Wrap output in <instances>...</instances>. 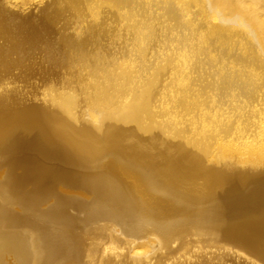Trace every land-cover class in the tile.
Here are the masks:
<instances>
[{
  "label": "bare ground",
  "instance_id": "obj_1",
  "mask_svg": "<svg viewBox=\"0 0 264 264\" xmlns=\"http://www.w3.org/2000/svg\"><path fill=\"white\" fill-rule=\"evenodd\" d=\"M29 1L41 0H0V8L8 18L10 6ZM46 6L40 11L57 22L63 56L50 44L37 51L47 66L62 69L61 80L43 83L41 103H7L9 82L0 76V264H106L99 251L86 250L79 260V239L70 230L96 219L112 220L132 240L146 227L139 222L152 225L154 234L144 230L149 238L132 243L126 264H145L158 238L170 237L180 221L205 222L227 245L264 264L258 248L264 165L221 158L206 164L207 149L181 140L173 155L153 152L159 129L148 125L169 112L218 156L264 161V0H47ZM67 18L69 35L61 28L68 21L58 28ZM57 183L79 186L91 199ZM50 198L49 207L35 211ZM67 205L84 218L67 214Z\"/></svg>",
  "mask_w": 264,
  "mask_h": 264
},
{
  "label": "rangeland",
  "instance_id": "obj_2",
  "mask_svg": "<svg viewBox=\"0 0 264 264\" xmlns=\"http://www.w3.org/2000/svg\"><path fill=\"white\" fill-rule=\"evenodd\" d=\"M41 1H31L32 5L29 4V1L28 5L30 6L26 5V3L24 6L22 5L23 7L18 4L19 8L17 7V5V8L10 6V8H13L16 12H14L13 9V12H11L10 9L11 16L8 18L0 8V76L6 78L9 82V85L7 87V93L9 94L8 98L5 99L7 103H11L13 101H22L26 104L30 102L41 103V101L46 98L42 94L43 83L51 81L54 84H58L62 78V69H60V67L58 66H47L41 60V57L37 51L38 44H50L53 48L56 49L58 56H63V49L61 44H65L63 42L61 43V41L58 39L55 28V25L57 26V22L53 26L44 18L46 13H42L44 11L42 9H45L44 12L50 11V7L48 5L46 6L47 0L42 1V3ZM35 2L37 4H35ZM33 4H35V6ZM40 5H44L49 8L46 10V7L41 6V9L39 8ZM19 9L20 11L22 9V11L20 12ZM40 10H42V12ZM7 14L8 13L6 12V15ZM71 20L72 18L70 19V21ZM60 21L58 22V28L60 24L62 26L63 24H65V22L68 21L66 26L64 25V27H60L62 28L63 33L69 35V33L67 34V32H69L70 29L73 28L69 27V19H62V21ZM63 28H68V31H65L67 29L63 30ZM79 106L76 109V113H78L81 117L79 121L83 122V120L85 119V115H83L82 113V111L85 109L84 103L80 101ZM148 125L154 129H159L158 132L154 131L153 133V152L159 150L160 152L163 151L162 153H166L167 151V154L173 155L176 153L177 142L181 140L194 146L207 149V153L203 160L206 164L212 165L211 163L221 158L222 161L226 163H231L238 166L256 165V167H262L264 165V161L260 163H255V161L239 162L233 157L218 156L217 154L211 152V149L208 147L209 145L204 144L196 136L187 134L178 119H176L169 112L158 113L155 118L148 121ZM141 135L143 137H146L145 134ZM163 147H165L166 149H164ZM3 175L4 167L2 166L0 167V179ZM56 186L57 188L62 189L65 192H69L70 194L82 195L83 197H85L84 199H86V197H88V200L91 199L88 193H86V195L83 194L85 192H83L82 188L79 186H70L62 183H57ZM52 202L53 199L50 198L47 201L40 203L35 211H44V209L49 207ZM2 204L0 203V205ZM10 205L14 209H16L17 207L16 204L12 205L10 203L9 207ZM65 212L69 215L75 216L77 219L84 218V211L75 209L73 205H67L65 207ZM31 213H33V211H23V214ZM140 223L142 226L140 225ZM193 223L194 222L192 221L177 222L170 237H168L166 240L158 238V241H156L154 248L145 255V257L147 258L145 264H260V262H258L260 260H258L254 255L250 254L254 257V259H257L258 261L251 259V257H247L241 251H238L235 247L227 245L226 241L221 238L220 232H218L216 229H213L212 227L210 229L209 225H206L205 222H196V225L200 224L198 226L193 225ZM138 224L139 226H141V229L144 225H146V227L144 226L143 228H145L144 230H146L150 234L154 232H151L152 225H150L149 223L145 224L139 222ZM55 225L61 226L60 224ZM102 225L106 226L108 233L114 237V241H112V244L106 242L105 231H103V229H100ZM189 229L192 230L190 231ZM70 230L73 234L76 235L77 239H79V244L77 245L80 252L79 260H85L86 250H91V253L94 256H97L100 252L101 255L107 258L106 260L108 261L106 264H126V262L131 259L129 256V249L132 243L137 242L139 238L143 239V237L146 236L147 238H149L148 236H150V234L148 235L146 231L142 230L144 234L142 233V235H139L138 238L132 240L128 237V235L125 234L123 228L120 225L110 219H96L84 222L80 225L70 227ZM209 230L210 232H208ZM216 231L217 233H214ZM215 236L216 238H214ZM159 239H161L162 241H160ZM214 239L218 240L213 241ZM260 240L264 242V236ZM160 242H162V244ZM189 242L191 244H189ZM263 242H259V244L261 245L258 244V248L262 251H264ZM69 264H72V262H70ZM134 264L136 263L134 262Z\"/></svg>",
  "mask_w": 264,
  "mask_h": 264
}]
</instances>
